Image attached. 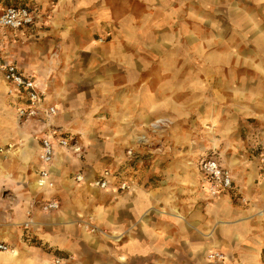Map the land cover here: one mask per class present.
<instances>
[{"label":"crops","instance_id":"obj_1","mask_svg":"<svg viewBox=\"0 0 264 264\" xmlns=\"http://www.w3.org/2000/svg\"><path fill=\"white\" fill-rule=\"evenodd\" d=\"M35 1L48 12L47 18L42 19L46 23L45 29H34L38 25L36 22L16 31L2 30L0 47L4 54L1 60L14 62L24 73L33 76L44 92V101L57 108L58 115L52 119L54 125L62 133L70 132L80 149L75 151L55 146L50 165L54 185L39 188L36 184L42 168L39 140L45 132L44 126L38 123L29 125L30 132L24 135L25 145L18 158H3L2 149L6 144L2 143L6 140L0 138V185H6L9 195L6 199L0 196V242L14 248L0 250V261L13 264L23 259L27 264L34 260L36 263L39 260L40 264H52L47 256L17 250L25 249L22 236L26 233L28 239L37 234L39 239L53 244L61 254L74 253L75 258L67 264H128L133 259L144 260L145 257L155 264H181L183 261L203 264L211 251L222 253L226 263L257 262L261 244L257 239H248L251 222L246 216L237 217L225 211L228 206L234 207L230 196L238 197L240 193L236 180H255L248 172L241 178V173L235 171L239 163L237 159H228L224 163L215 157L223 168L230 171L233 189L211 196L199 170V160L158 157L150 169H146L141 160L135 166L126 165L128 159L123 148L128 141H133L128 139V130L133 131L145 110L154 113L167 108L171 109L169 114L175 116L177 95L189 93L187 89L193 85L192 78L195 77L190 74L178 81L174 77L166 78L168 67L158 61V50H164L168 42H179L188 50L198 51L201 59L192 65H199L200 81L194 85H200V90H204L209 80L203 76L221 65L217 61L220 60V46L224 43L226 58L235 59V62L238 60L232 50L235 46L248 53H264V0H199V9L205 15H211L215 39L203 31L204 21H201V31L195 37L185 30L181 33L182 29H176L178 23L170 25L176 37L161 30L145 32L132 16L123 11L113 23L112 0H29L34 2L33 6ZM204 20L206 22L208 17ZM175 21L177 19L172 22ZM108 31L112 32V39L99 42L97 36H105ZM37 33L40 36L38 45L32 40ZM181 34L188 35L181 37ZM193 41L197 43L192 44ZM2 42H5L7 50L8 46L11 50L4 51L6 48ZM213 45L216 50L209 52L208 48ZM53 52L60 55L51 57ZM187 63L184 61L182 64L185 66ZM236 63L240 69L261 68V64L252 57H244ZM184 66L181 68L185 69ZM177 68L179 63L170 72L174 75ZM241 78H246V75ZM93 85L97 86L96 89L90 87ZM180 85H183V93L179 91ZM225 85L233 92L232 100H255L247 90L248 86L240 93L241 86ZM5 86L2 84L0 88ZM166 86L169 91L161 96L159 92ZM89 92L98 93L105 102L104 116L109 111L122 118L121 121L125 118L124 123L110 122L104 130L110 138L103 144L95 137H86L83 142L74 135L88 131L89 123L85 120L79 122L76 116L81 113L84 117L91 116V112L78 109L76 101L79 99L87 104ZM165 96L173 98V103L167 107L160 103L168 99ZM8 100L15 109L13 97H8ZM243 109L245 115L252 116L249 107L244 106ZM14 112L11 111L12 118ZM213 118L216 116L212 115L211 120ZM129 127H133L132 130ZM12 131L16 140L14 125ZM187 142L183 136L177 145L186 148ZM262 142L264 139L253 141L252 158L264 185V173L259 169L255 150ZM232 161L234 164L228 165ZM104 170L114 175L109 178V187L101 189L92 182ZM77 174L84 176L83 181H75ZM135 174L141 178L149 174L157 176V183L149 186L143 180L128 191L117 188L119 177L127 179V175L133 177ZM29 185L34 187L32 193ZM53 200L58 203L57 209H41V203ZM236 219L241 223H231ZM97 227L109 233L103 234L104 237L91 234ZM64 258L62 256L61 260Z\"/></svg>","mask_w":264,"mask_h":264},{"label":"rangeland","instance_id":"obj_2","mask_svg":"<svg viewBox=\"0 0 264 264\" xmlns=\"http://www.w3.org/2000/svg\"><path fill=\"white\" fill-rule=\"evenodd\" d=\"M35 2V6H33L32 3L34 2H29V0H0V10L11 4H28V6L36 8V22L38 25H36L34 29H45L46 23H44L42 19L44 17L47 18L48 12L45 11V9L43 10L42 5L38 1ZM112 11L113 23H115L118 17H121V13L125 12L126 14L128 13L127 15L132 16L134 21L138 22L137 24H139L141 30L144 29L145 32L150 30H161L168 32L169 35H174V37H176V34L175 31H173V27L170 26L172 23H178L176 29H182L181 33L185 30V33L195 37L198 36L201 31V21H204V26L202 27L203 31H206L208 37L215 39V26H213L210 21L211 15H205L201 9H199V0H112ZM211 12L214 13V11ZM205 17H208L206 22L204 20ZM173 19H177V21L172 22ZM159 24H161V26ZM188 34H181L180 36L184 37ZM39 37L37 33L36 37L32 38L34 44L36 43L38 45L40 43ZM97 37L99 42H105L112 39V32L108 31L105 36ZM57 43L58 42H56V44ZM191 43L195 44L197 41ZM2 45L4 46L5 42H2ZM167 45L168 46L165 47L164 50H158L159 53L156 54L158 56V61H162L165 63V66L168 67L166 78L171 79V77H174L178 81L184 79L185 75L190 74V76L195 77L192 78L191 84L193 85L187 89L190 91L189 93L177 95L179 98L176 99L174 108L176 112L174 111V113L176 117L182 115L181 117L175 119V116L169 114L171 113V109L169 110L167 108L160 109L154 113L145 110L141 120H138V126H134L132 132L128 130V139L133 141H128L127 146L123 148L125 156L128 159H126V165L132 164L135 166V164H137L136 162H140L141 160L143 167L150 169L153 160L158 157H190L192 161L197 162L201 157L212 155L220 158L224 163L228 159H237L239 163L235 171L241 173V178H243V174L247 172L251 173L255 180L251 179L250 182L236 180L238 186H240V193L238 197L234 195L230 196V200L234 204V207L231 208L228 206L225 208V211L230 212L232 215H237V217L246 216L249 222H251V226L247 231V234H249L248 239H257L261 244L258 251V261L254 262L250 260L242 263L264 264V216H260L264 215V194H262L264 193V188H262L264 185H262V178L258 175V170H256L252 158V154L254 155V148H252L253 141L264 139V53H248L244 51L242 47L235 46L232 50L234 49L236 52L238 59L236 62L243 60L244 57H252L253 60L261 64V68H256L255 70L240 69L237 68L239 65H237L238 63L235 62V59L232 61L231 58H226V43H224L220 46L221 55L220 60L217 61V63L221 65L216 66L217 68L213 67L212 70H209L207 76H203V78L207 77L209 84H207L206 89L200 90V85H194L196 81H200L198 78L200 76L199 65H192V63L197 64L199 62L201 59L199 56L200 53L195 51V49L189 48L188 50V48H184L182 43L179 42H174L172 44L168 42ZM1 48L2 47H0V57L2 58L4 53H1ZM4 48H6L4 49V51H6V45ZM8 50H11L10 46H8ZM215 50V45L208 48L209 52ZM59 55V53L54 52L50 54L51 57H58ZM184 61H188L185 66L182 64ZM178 63L179 68L175 69L176 73L173 75L170 69ZM183 66L185 69L181 68ZM189 67H191V69ZM241 73L242 75H240ZM243 75H246V78H241ZM226 83L232 86H241V88H239L240 93L243 92L245 86H248L249 88H247V90L253 94L255 100H246L243 98L232 100L230 96H232L233 92L227 89ZM2 84L6 85L0 73V86ZM90 87L96 89L97 86L93 85ZM175 87L177 89L179 85ZM180 87L181 89L179 91L181 92L183 85H180ZM145 88L148 89L146 86ZM156 88L155 86V89ZM6 89V86L4 89L0 88V138L2 137L6 140L2 143V145L6 144L2 149L3 158L12 159L15 156L18 158L21 153L25 145L24 135L30 132L29 125L31 123L19 122L15 112L12 118L11 111L15 109L14 105L8 100L9 96L5 93ZM155 89L153 90L158 93L159 91ZM168 91L169 88L167 87L162 89L159 93L161 96H164ZM87 97V104L77 99L76 106L81 110L88 109V111L91 112V116L84 117L81 113L80 116H76V119L81 123L83 120L88 122L89 125L86 127L88 131L86 132L85 130V134L78 132L74 135L83 142L86 140V137H95L97 142H102L103 144L104 141L110 138L109 134L104 131L109 126L110 122L124 123L125 118L123 117L124 121H121L122 118L120 119L119 116L116 115L113 116V112L109 111H106L107 113L104 116L105 111L103 104L105 102L98 93L89 92ZM249 97L252 98V96ZM164 98H168V96ZM171 100H173V98L163 99L160 103L167 107L168 104L173 103ZM244 106L251 109L252 116L244 114ZM117 112H119V110ZM212 115L213 117L216 116L215 119L213 118L214 120H211ZM13 125L16 130V140L13 139ZM130 128L132 130L133 127H129V129ZM226 129L227 132L224 131ZM64 134L73 137L70 132H64ZM183 136L186 137V140L188 139L186 148H183V145H177L178 141L183 139ZM211 141L216 143V145H213L214 143L212 144ZM98 146H100V144H98ZM96 151L98 153L99 149L97 148ZM129 151L130 153H128ZM88 152L89 149L87 148V153ZM124 161L125 159L123 162ZM5 178H8V176H5ZM155 179H157V176H152L151 174L144 178H141L140 175L137 174L133 177L127 175V180L129 183H132V186L142 183L141 181L143 180L145 185L151 186L157 183ZM29 191L32 193L34 187L29 185ZM0 196L5 199L9 196L5 184L0 185ZM231 223L238 225V223L241 222L234 220V222L232 221ZM243 228L246 227L243 226ZM92 231L91 234L97 233L102 237H104L105 233H109L107 230L98 227ZM22 237L24 238L26 246H24L25 249L23 250L17 249L20 253L31 251L35 254H39V256H47L51 259L52 264L71 263V260L75 258L74 253H59L53 244L42 241L38 238L37 234H34L30 239L27 238L28 236H26V233H24ZM13 249L14 248L10 245L8 246V250ZM62 256L65 257L63 261L61 260ZM66 258L68 259L65 260ZM69 259L70 261H68ZM39 262L38 260L36 263V260H34L31 264H40ZM207 262L206 255L203 264H207ZM180 263L193 264L192 261H183ZM239 263H241V261H239ZM0 264L3 263L0 261ZM13 264H27V262L22 259L13 262ZM128 264H155V261L145 257L144 260L133 259L128 262ZM217 264L233 263L218 262Z\"/></svg>","mask_w":264,"mask_h":264},{"label":"built area","instance_id":"obj_3","mask_svg":"<svg viewBox=\"0 0 264 264\" xmlns=\"http://www.w3.org/2000/svg\"><path fill=\"white\" fill-rule=\"evenodd\" d=\"M36 8L28 5H8L0 12V32L2 30L16 31L24 27L32 26L36 22ZM0 73L6 84V94L15 100V114L19 122L38 123L45 128L44 134L39 140V159L42 168L39 170L36 184L39 188L52 187L54 185L53 172L50 165L54 159L55 146L71 148L78 151L80 148L76 141L60 132L52 119L57 113V108L44 101V92L39 88L32 75L24 73L14 62H5L0 57ZM1 151V149H0ZM130 153V151L128 152ZM256 158L259 169L264 173V142L256 149ZM199 170L207 182V189L211 196H217L222 191L233 189V180L228 169L223 168L214 156H204L199 160ZM111 174L104 170L92 183L101 189L109 187ZM82 174L75 175V181H83ZM117 188L128 191L132 183L126 178H118ZM44 211L57 209L56 201H48L40 204ZM0 250H8V245L0 242ZM225 256L216 251L207 254V264L223 263Z\"/></svg>","mask_w":264,"mask_h":264},{"label":"bare ground","instance_id":"obj_4","mask_svg":"<svg viewBox=\"0 0 264 264\" xmlns=\"http://www.w3.org/2000/svg\"><path fill=\"white\" fill-rule=\"evenodd\" d=\"M212 142V141H211ZM214 142H212V144H213ZM218 143V142H217ZM213 145H216V143H214ZM215 147V146H214ZM234 163H233V161L232 162H230V163H228V165H233Z\"/></svg>","mask_w":264,"mask_h":264},{"label":"trees","instance_id":"obj_5","mask_svg":"<svg viewBox=\"0 0 264 264\" xmlns=\"http://www.w3.org/2000/svg\"><path fill=\"white\" fill-rule=\"evenodd\" d=\"M16 5H19V4H16Z\"/></svg>","mask_w":264,"mask_h":264}]
</instances>
